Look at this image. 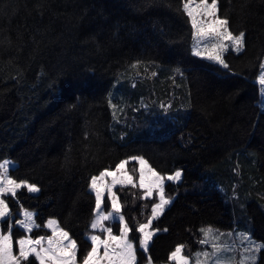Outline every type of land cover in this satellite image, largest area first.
I'll use <instances>...</instances> for the list:
<instances>
[{"label":"trees","instance_id":"obj_1","mask_svg":"<svg viewBox=\"0 0 264 264\" xmlns=\"http://www.w3.org/2000/svg\"><path fill=\"white\" fill-rule=\"evenodd\" d=\"M182 3L0 0V163L15 162L10 176L40 189L7 196L13 211L33 210L42 225L55 219L86 248L84 236L95 232L91 177L140 156L164 177L182 172L179 182H164L174 199L156 221L167 231L149 248L155 261L177 245L189 257L204 226L264 241V113L255 83L264 0H218L230 30L246 32V48L224 54L228 69L193 55ZM130 175L137 186L117 191L134 203L130 195L142 190ZM152 200L123 212L141 219ZM130 235L137 243L138 233Z\"/></svg>","mask_w":264,"mask_h":264},{"label":"snow or ice","instance_id":"obj_2","mask_svg":"<svg viewBox=\"0 0 264 264\" xmlns=\"http://www.w3.org/2000/svg\"><path fill=\"white\" fill-rule=\"evenodd\" d=\"M183 14L187 16L191 25L194 39L193 55L204 57L209 61L228 69L224 53L229 49L241 53L246 48V32L234 34L230 30V21L221 17L218 0H183ZM11 43V41H9ZM140 61L131 64L133 69L138 68ZM261 72L257 83L264 86V62L260 64ZM147 71V68H145ZM138 74V73H137ZM156 75V73H152ZM110 106L111 102H110ZM114 107V106H113ZM163 107V106H162ZM166 110V109H165ZM115 118V112L113 113ZM138 161L139 187L144 190L141 199L150 198L155 192L159 202L152 203L151 215L146 223H139L134 230L126 222L122 214V205L113 189L117 186L131 185L136 187L132 175L125 171L127 160L121 161L115 170H103L99 175H93L89 187L95 193L94 219L91 222L92 230H99L102 235L92 234L90 249L78 260V244L67 231L59 226L55 219H49L44 227L51 231L49 236H39L35 239L30 235H21L14 239V227L18 225L25 233H32L40 227L36 224L35 214L22 210L23 219L15 220L13 224L9 205L3 197H16L17 190L26 188L29 193H36L40 189L26 180L13 179L10 174V163H0V221L7 228L0 232V264H138V250L144 253L149 251L150 243L159 229H153V221L157 220L165 211L166 206L172 203L171 198L165 196V177L148 166L143 157H131ZM181 170L166 177L169 181H180ZM110 178V179H109ZM110 202L111 210L105 211ZM103 205V207H102ZM117 224L119 234L113 233L112 226ZM167 231V229H164ZM199 244L208 247L211 251L199 250L190 258L184 254L185 245H177L168 256L173 264H258L261 253H264V241L257 242L250 233H229L235 240L231 243L224 239V234L214 230L211 226L201 228ZM130 232L139 233V245L134 243ZM18 249V251L14 250ZM147 264H152L149 257Z\"/></svg>","mask_w":264,"mask_h":264},{"label":"rangeland","instance_id":"obj_3","mask_svg":"<svg viewBox=\"0 0 264 264\" xmlns=\"http://www.w3.org/2000/svg\"><path fill=\"white\" fill-rule=\"evenodd\" d=\"M209 2H210V0H209ZM235 34V33H234ZM238 34V33H237ZM193 47H194V39H193ZM228 51H232V52H234V53H236L235 51H233V50H231V49H229ZM192 52H193V49H192ZM226 53V52H225ZM224 53V54H225ZM225 62H226V60H225ZM262 62H264V57H263V59H262ZM261 62V63H262ZM260 72H261V68L259 69V72H258V74H257V77H258V75L260 74ZM257 77L255 78V83H256V85H257V88H258V102H257V106H258V108H259V110H260V112L261 113H264V86H261V85H259L258 83H257ZM135 157H140V156H135ZM131 157H128V158H125V159H123V160H121V161H124V160H127L128 161V163L125 165V171H127V173L128 174H132V173H134V172H136L137 174H138V182H139V168H140V165H139V163H138V161H136V160H132V159H130ZM5 161H8L9 163H10V168H13L15 165H16V163L15 162H13V161H11V160H5ZM120 161V162H121ZM119 162V163H120ZM137 163V164H131V163ZM129 164H131V166H128ZM148 166H150L149 164H148ZM116 167V166H115ZM115 167L114 168H112V169H105V170H112V171H114L115 170ZM151 167V166H150ZM103 171V170H102ZM156 171V170H155ZM99 175V173L97 174V176ZM162 175V174H161ZM169 175H171V174H169ZM164 176V175H163ZM168 176V175H167ZM110 179V178H109ZM169 180H167L166 179V177H165V181L164 182H168ZM171 182H174V183H176V182H179V181H171ZM126 186V185H125ZM130 186V185H129ZM121 188V187H124V186H120V185H117L114 189H113V191L116 193V195H117V197L119 198V201H120V203H121V205H122V209H121V211H122V214L125 216V219H126V222L129 224V226H130V228H131V225H135L136 227H138V225H139V223H146L147 222V220H148V217L151 215V205H152V203H156V202H159V198H158V196L156 195V193L154 192L153 193V198H154V202H153V200H152V202H151V204H150V206L149 207H146V205H144L143 207H142V211H141V219L139 218V216H138V214H137V212H136V210H133V212H132V214H130V211H128L127 210V215L129 216H127L124 212H123V205H125V207L128 209V208H132L133 206H135V203L137 202V201H139L140 203H144V201L145 200H150L151 201V198L152 197H150V198H145V199H141V197L143 196V194H144V190L143 189H141L142 191L141 192H139L137 195H138V199H136V197L134 196V195H130L131 196V198L129 199V200H134V203H132V202H129V201H126L127 200V197H128V195L127 194H125V193H123L122 191H117V188ZM88 189H89V191L93 194V196H94V198H95V193H93L92 191H91V189H90V187H88ZM136 195V196H137ZM127 196V197H126ZM166 196V198H171L170 196H167V195H165ZM11 197V196H10ZM124 197V198H123ZM4 199H5V201H6V203H7V200H6V197H3ZM136 199V200H135ZM174 199V198H173ZM173 199L171 198V200L173 201ZM94 201H95V199H94ZM102 207H103V205H102ZM167 207V206H166ZM95 208V207H94ZM22 210H27V211H30V212H32V213H34V211L33 210H30V209H20V210H16V211H13L12 209H11V207H9V211H10V213H11V216H12V220H13V224H15V220H17V219H23V216H22ZM104 210L105 211H110L111 210V204H110V202H108L107 203V207H105L104 208ZM164 213V212H163ZM162 215V214H161ZM160 215V216H161ZM159 216V217H160ZM130 218V219H129ZM93 219H94V217H93ZM48 221V220H47ZM157 220H155V221H153V225H152V228L153 229H159V231H157L156 232V235H159L160 233H163L164 232V229H165V227H163L162 226V224H160L159 222H156ZM47 223V222H46ZM45 223V224H46ZM106 223V226H112L113 227V233L114 234H116V235H118L119 234V229H118V225L117 224H112V225H109V222H105ZM45 224H37V225H39L40 227H38V228H36V229H34V231H36V232H38L37 234H36V236H33L32 235V233H25L24 232V230L21 228L20 229V227L18 226V225H15V227L16 228H18V229H20V231H23V235H30V236H32V238L33 239H35V238H37V237H39V236H49V235H51V231L48 229V228H46V227H44V225ZM204 227H207V226H204ZM204 227H202V228H204ZM214 230H218L219 228L218 227H212ZM7 231V228H6V225L2 222V221H0V232H6ZM41 231V232H40ZM218 232L219 233H223L224 234V239L225 240H228V242L229 243H231L233 240H235V237L233 236V237H229V235H228V233H230L231 231H229V230H218ZM92 234H97V235H102L100 232H99V230H95V232L94 233H92ZM91 234V235H92ZM226 234H227V236H226ZM130 235V234H129ZM155 235V236H156ZM154 236V237H155ZM21 237V236H20ZM130 237H131V235H130ZM154 237H153V240H154ZM84 238H86V236H84ZM138 238H139V233H138ZM15 239H19V237L18 238H15ZM87 241H88V246L85 248V247H80L79 245H78V250L80 251L81 249V253H82V255L87 251V250H89L90 249V244H91V242H90V240H88V238L86 239ZM139 240V239H138ZM153 240H152V242L150 243V246L153 244ZM258 242V241H257ZM235 243L238 245L239 243H240V241L239 240H235ZM78 244V243H77ZM150 248V247H149ZM175 249V248H174ZM195 250L196 249H198L197 251H199V250H205V251H211V249L210 248H208V247H202L200 244H198L197 246H196V248H194ZM14 250H16V251H18V249H14ZM194 250V251H195ZM196 251V252H197ZM196 252H194L193 254L192 253H190V258H192V257H194V254L196 253ZM86 254V253H85ZM143 256V257H142ZM169 256V255H168ZM149 257L151 258V260H152V264H168L167 262H170L169 260H168V257H167V260H164V261H155L153 258H152V256H151V254L149 253V251L147 252V253H144L143 252V250L141 249L140 251L138 250V255H137V259H138V264H147V262H148V259H149ZM167 261V262H166ZM170 264H173V262H170ZM193 264H194V260H193Z\"/></svg>","mask_w":264,"mask_h":264}]
</instances>
